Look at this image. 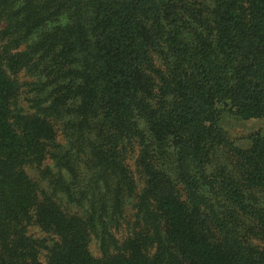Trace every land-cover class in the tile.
Segmentation results:
<instances>
[{
	"label": "trees",
	"instance_id": "1",
	"mask_svg": "<svg viewBox=\"0 0 264 264\" xmlns=\"http://www.w3.org/2000/svg\"><path fill=\"white\" fill-rule=\"evenodd\" d=\"M228 106L264 119V0H0V264H264Z\"/></svg>",
	"mask_w": 264,
	"mask_h": 264
},
{
	"label": "rangeland",
	"instance_id": "2",
	"mask_svg": "<svg viewBox=\"0 0 264 264\" xmlns=\"http://www.w3.org/2000/svg\"><path fill=\"white\" fill-rule=\"evenodd\" d=\"M200 16L201 17L199 18L201 20L198 24V27L201 29L202 34H205L206 38L211 40L209 44L215 45L216 37H217L216 30L212 28V25L206 26L205 24L204 26H202L201 21H205V18L202 16L201 11H200ZM219 113L220 115L218 119L220 126L222 128V135H224V137L229 141V144L231 146H235L238 149V151H245L246 149L249 148L252 139L261 137L264 134L263 118L248 115L247 113H244L243 111H239L238 109L236 110L235 108L230 109L229 106L225 109H220ZM215 162L219 163L217 164V166L220 164L225 165L232 174L236 175V172L238 171V165H237L238 159L235 153L220 150L217 153H215L214 158L209 159V164L211 165L212 170L214 169ZM230 183H231V179H230ZM247 183L252 185L251 184L252 182H247ZM254 187L255 184H253V189H255ZM261 187L262 188H259L258 190H253L254 192L253 195H257L264 204V185H262ZM253 231H256L258 234H260V235L253 234V244H260L258 240L261 241V238L264 237V232L256 225H253Z\"/></svg>",
	"mask_w": 264,
	"mask_h": 264
}]
</instances>
